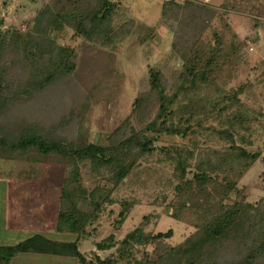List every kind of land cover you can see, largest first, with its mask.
<instances>
[{
  "label": "trees",
  "instance_id": "16d2710c",
  "mask_svg": "<svg viewBox=\"0 0 264 264\" xmlns=\"http://www.w3.org/2000/svg\"><path fill=\"white\" fill-rule=\"evenodd\" d=\"M116 8L117 4L110 0H48L26 33H14L8 39V34L0 31V75L4 74V55L10 50L23 72L24 82L17 85V88L22 86L18 95L43 92L71 77L78 68V55L70 47L57 45L50 33L70 28L82 39L84 48L97 46L114 50L131 32L128 25L113 26ZM217 15L223 28L221 31L212 28L208 41L204 35ZM160 16L161 20L175 25L172 51L181 62L180 71L167 91L160 71L149 69V90L133 100L131 111L120 126L123 133L117 140L74 146L66 140L49 138L32 120L20 128L14 139L6 131L10 127L5 131L1 128L4 132L0 134L2 162H53L65 166L55 230L74 235L75 240L54 241L36 233L17 244L0 245V264H10L18 254L73 257L77 264H118L128 259L133 264H264V209L246 201L238 190L241 178L260 154L245 148L252 145L251 121L238 98L240 91L224 92L218 86L219 80L224 75L231 77L242 61V45L222 14L213 8L191 1L179 4L170 0L163 3ZM109 55L111 62L112 55ZM109 72L98 74L95 83L86 88L87 94L72 95L74 104L70 113L84 111L93 94L105 85L104 80L111 78L112 68ZM210 89H215L216 97L208 94ZM10 101L13 100L0 102V117L4 118L5 113L14 116L15 105L9 106ZM17 114L22 118L16 121L24 120L18 107ZM210 119L220 128L205 130L224 142L223 148L209 149L198 157L193 149L175 145L158 151L165 162L172 164L173 178L177 181L173 199L166 205L171 210L169 216L192 224L195 231L173 246L166 242L172 237L171 230L152 235L138 227L126 235L117 248L116 258L87 262L79 251L78 240L88 236L87 227L97 222L106 206L114 205L113 192L141 161L158 150L155 145L159 138L198 133ZM83 167L106 185L86 188L82 182ZM191 167L194 170L188 177ZM232 194L239 198L229 202ZM122 206L119 224L125 220L124 212L134 203ZM113 244L114 238L110 235L97 246L104 250ZM135 245L153 246V251L137 260L132 255Z\"/></svg>",
  "mask_w": 264,
  "mask_h": 264
},
{
  "label": "rangeland",
  "instance_id": "374dc122",
  "mask_svg": "<svg viewBox=\"0 0 264 264\" xmlns=\"http://www.w3.org/2000/svg\"><path fill=\"white\" fill-rule=\"evenodd\" d=\"M110 1L117 4L113 26L118 28L128 25L131 32L117 43L114 50L97 46L84 48L82 39L70 28L51 32L50 36L57 45L76 51L79 62L74 75L56 82L43 92L18 95V89L22 86L17 88V85L24 82L23 72L19 64L14 62L17 60L14 53L10 50L5 53L4 74L0 75V102L13 100L9 106L15 105V111L12 110V117L6 113L4 118L0 117V134H4L2 127L4 131L10 127L6 131L14 139L20 128L32 120L51 139L66 140L74 146L106 144L122 135L120 126L131 111L133 100L140 93L149 90L150 68L160 71L167 84V91L172 88L181 68V62L172 51L175 25L161 20L160 16L163 3L170 0ZM172 1L179 4L191 1L217 10L242 45V61L231 77L224 75L219 80L218 86L224 92L239 90L238 98L249 114L252 145L245 148L259 153L260 157L243 175L238 190L246 201L264 209V0ZM47 2L48 0H0V31L7 33L8 39L11 34L14 36V33H26L33 25L36 13ZM256 22L258 26H255ZM211 25V29L204 35L208 41L212 36V28L218 31L223 28L219 15ZM109 53L112 55L111 62ZM110 68L113 71L111 78L104 80L105 85L93 94L94 98H91L84 111L76 114L72 110L70 113L71 105L74 104L72 95L79 92L87 94L86 88L95 83L98 74H107ZM208 94L213 98L217 96L215 89H210ZM16 105L18 113L24 115V120L20 122L16 121L22 118L18 114L16 116ZM13 120L16 123L11 122ZM208 127L220 128L215 120L210 119L198 133L186 137L162 135L159 138L155 145L158 150L146 161H141L113 192L114 205L106 206L97 222L87 227L88 236L78 240L79 251L87 262L96 263L97 258H116L117 248L126 235L138 227L152 235L171 230L172 237L166 242L173 246L195 231L192 224L176 221L169 216L171 210L166 205L173 199V187L177 181L173 178L172 164L165 162L158 151L175 145L193 149L195 157H198L209 149L226 146L216 135L205 130ZM6 162L0 160V199L4 198V204L7 202V207L11 206L14 213H18L14 214L16 230H7V233L0 230V245H14L36 233L54 241H74V235L55 230L59 189L65 175V166L53 162ZM191 163L193 165L195 159ZM193 170L192 167L188 170V177H191ZM82 182L88 189L98 184L106 185L100 178L90 176L85 167L82 168ZM236 198L239 196L232 194L228 201ZM131 202L134 206L124 212L125 220L119 224L122 204ZM4 204L0 203V217ZM23 206L26 211H23ZM110 235H113L114 244L99 250L97 245ZM152 251L153 246L135 245L132 255L139 260L144 253ZM10 264L77 262L73 257L18 254ZM118 264H133V261L128 259Z\"/></svg>",
  "mask_w": 264,
  "mask_h": 264
},
{
  "label": "crops",
  "instance_id": "0c3cea01",
  "mask_svg": "<svg viewBox=\"0 0 264 264\" xmlns=\"http://www.w3.org/2000/svg\"><path fill=\"white\" fill-rule=\"evenodd\" d=\"M0 203L4 204V198L3 199H0ZM11 203V202H10ZM6 208H5V206ZM2 205V217H0V230L3 232V233H7V230L8 232H12L14 230H16L15 228V224H14V220H15V216L14 214H17L18 212L14 213L15 210H12V207H7V202ZM23 211H26V207L23 206ZM4 210H6V214H4ZM19 211V209H18ZM14 227V228H13ZM31 228V227H29Z\"/></svg>",
  "mask_w": 264,
  "mask_h": 264
}]
</instances>
